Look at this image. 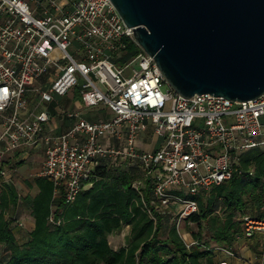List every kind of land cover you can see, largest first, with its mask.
<instances>
[{
	"label": "built area",
	"instance_id": "built-area-1",
	"mask_svg": "<svg viewBox=\"0 0 264 264\" xmlns=\"http://www.w3.org/2000/svg\"><path fill=\"white\" fill-rule=\"evenodd\" d=\"M125 38L141 49L111 0H0V178L8 176L9 158L38 146L44 161L36 176L53 182L69 204L100 162L137 165L144 177L133 188L149 181L152 204L178 206L179 235L187 248L200 246L183 224L199 212L195 197L242 175V156L264 150V94L244 102L184 98L142 49L122 62ZM74 88L85 108L104 105L112 117L91 122L64 112L75 122L54 134L41 105ZM148 129L161 140L158 150L137 145ZM243 224L237 241L264 235V219ZM208 250L242 260L230 246Z\"/></svg>",
	"mask_w": 264,
	"mask_h": 264
},
{
	"label": "trees",
	"instance_id": "trees-1",
	"mask_svg": "<svg viewBox=\"0 0 264 264\" xmlns=\"http://www.w3.org/2000/svg\"><path fill=\"white\" fill-rule=\"evenodd\" d=\"M123 42L122 62L141 52L132 40ZM241 167L242 175L194 198L199 212L185 222L196 224L198 230L190 239L201 245L191 248L176 228L179 207L152 204L149 181L139 191L133 188L144 177L137 165L100 162L69 204L64 192L56 194L54 183L46 178H37V194L23 199L7 184L0 195V264H216L212 258L217 254L209 248L233 247L245 217L264 219L245 213L248 204L264 208V150L245 153ZM20 207L35 221L25 243L13 230L21 223L16 216ZM125 228L129 233L124 244L114 249L109 236Z\"/></svg>",
	"mask_w": 264,
	"mask_h": 264
},
{
	"label": "water",
	"instance_id": "water-1",
	"mask_svg": "<svg viewBox=\"0 0 264 264\" xmlns=\"http://www.w3.org/2000/svg\"><path fill=\"white\" fill-rule=\"evenodd\" d=\"M179 95L264 94V0H111Z\"/></svg>",
	"mask_w": 264,
	"mask_h": 264
},
{
	"label": "crops",
	"instance_id": "crops-1",
	"mask_svg": "<svg viewBox=\"0 0 264 264\" xmlns=\"http://www.w3.org/2000/svg\"><path fill=\"white\" fill-rule=\"evenodd\" d=\"M70 94H74V98L80 99L81 105L77 108L75 99L70 97ZM65 101L56 104L54 102L47 106V110L51 116V124L53 126V133L60 134L66 131L75 122L74 118L69 117L65 113L77 112L81 117L91 122L105 121L112 117V112L104 105H98L93 108H85L77 90L72 89L67 96L64 97ZM65 112V113H64ZM161 140L156 139L150 129L144 132L137 142L140 149L146 151L158 150L161 146ZM18 159V160H17ZM44 161V154L40 147H28L24 149L18 157L9 158L6 162L8 167V176L6 178H0V195L2 194L7 184L15 188L20 199L25 198L28 195L35 196L38 192L36 186V174L41 169ZM263 205L248 204L245 210L246 214L253 217L264 218ZM19 223H23V226L14 225V234L20 243H25L30 237V232L35 227L34 218L31 216L30 211L22 207L18 208L16 213ZM129 228H126V234L123 233L124 241L120 242L115 235L109 236V243L114 249H118L125 242V236L128 235ZM188 240L189 237H186ZM233 248L240 255L242 260L229 259L223 255H216L212 258V262L219 264L220 261L228 260L230 264H247L245 261H251L254 263H264V235L262 232L257 231L253 238L242 239L236 241Z\"/></svg>",
	"mask_w": 264,
	"mask_h": 264
},
{
	"label": "rangeland",
	"instance_id": "rangeland-1",
	"mask_svg": "<svg viewBox=\"0 0 264 264\" xmlns=\"http://www.w3.org/2000/svg\"><path fill=\"white\" fill-rule=\"evenodd\" d=\"M78 88V90H79V88H81L82 87V79L80 78L79 79V86H77ZM72 96V98H74V94H70V97ZM75 100V102H76V106H77V108L81 105V103H80V99L78 98V97H75L74 98ZM55 100H56V104H58V103H62V102H64L65 101V98L64 97H60V96H56L55 97ZM47 108V105H45V103L43 104V105H41V109L42 110H44L45 111V109ZM264 121V120H263ZM161 142V141H160ZM24 224L22 223V226H23ZM21 227V226H20ZM183 232H184V234H186V237H189V236H192V234H195L196 232H197V230H198V228H197V226H196V224H194V223H184L183 224ZM123 233H125L126 234V228L125 229H123V231L120 233V234H115V236L118 238V235H119V237L120 238H118L119 239V241L120 242H122V241H124V236H122V234ZM205 237L206 238H208L209 237V235H207L206 233H205Z\"/></svg>",
	"mask_w": 264,
	"mask_h": 264
}]
</instances>
